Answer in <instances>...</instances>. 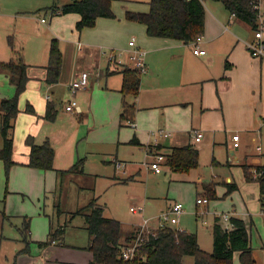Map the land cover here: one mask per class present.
<instances>
[{
	"label": "crops",
	"instance_id": "0c3cea01",
	"mask_svg": "<svg viewBox=\"0 0 264 264\" xmlns=\"http://www.w3.org/2000/svg\"><path fill=\"white\" fill-rule=\"evenodd\" d=\"M130 1L126 11L150 10L151 0ZM66 2L54 4L62 5ZM47 11L49 18L41 17L37 23L43 25L39 27L42 42L34 54H24L29 64L30 79L19 98L20 111L13 132L15 163L8 179L3 171L5 164L0 160V195L3 193L6 198V205L0 206V240L10 239L9 242H12V264H91L94 255L87 247L90 238L86 245L66 243L63 236L40 245L41 241L48 239L50 230L44 236L35 231V227L29 229V251L20 252L26 246L20 227L24 216L28 215L25 211L18 212L21 216L20 223L16 225L19 234L15 232L12 236L6 235V219L10 220L15 211L9 206V196H30L34 207L28 213L39 216L41 211L45 212L43 207L49 198H55V207V200L62 192L58 170L70 168L80 158H86L88 162V157L93 154L102 156L108 162L103 163L102 174L110 179L109 184L129 185L137 182L144 171L143 161L139 159L143 150L146 157L151 156L150 149L158 144L164 149L161 153L165 155L170 154L173 147L190 144L198 149L200 158H211V165L219 171L210 177L198 171L195 175L197 188L206 196L203 185L214 182L219 196L216 199L238 193L240 206L233 202L231 210L217 211L210 231L212 233L216 221L231 228L229 219L220 214L243 218L250 230L256 264H264V203L261 201L260 184L257 180H246L242 166L244 163L252 165V172L257 166H264V58L252 56L247 48V42L255 38L254 28L234 16L225 5L206 7L205 31L198 42L206 53L195 54L194 42L150 36L146 25L128 20L126 12H114V18L99 17L95 26L79 31L76 27L79 13L53 15L51 9L48 8L45 13ZM53 37L63 40L64 60L59 81L48 83L45 80L46 65ZM132 38L146 51L147 63V70L142 72L139 94L128 97V102L134 103L136 107L133 121L121 118L124 94L123 74L119 71L124 65L116 66V72H111L114 67L107 69L111 64L109 52L116 50H125V58L121 59L126 65L134 66L129 58V41ZM13 57L15 53L11 47L0 46V60L7 61ZM83 71L89 72V84L76 93L79 110H67L65 106L70 98V83ZM15 92L16 85L10 76L0 72V102ZM49 101L55 102L58 109L52 121L45 118ZM27 102L34 105L36 113L25 110ZM158 129H164L169 135H155ZM195 131L203 133L200 140L196 139ZM236 133L240 134L238 148L234 147L232 138ZM28 135H33L36 143L50 140L55 150L54 169L43 170L28 165L31 150L25 141ZM135 136L138 138L137 143L131 141ZM2 144L0 115V147ZM259 145L262 146L261 150L258 149ZM115 160L124 162V168H117ZM85 166L84 163V169ZM164 166L171 169L168 165ZM195 169L178 171L183 174L178 175L180 179L176 180L193 179ZM118 170L121 171L118 173ZM234 170L240 174L238 181L234 177ZM74 175L69 172L63 177L68 181ZM231 183H236L238 187L228 192ZM220 185L225 186L224 192L219 190ZM130 195L136 196L132 192ZM98 200L104 205L106 215V203L102 202L100 196ZM175 202L181 201L169 199L159 215L161 220L162 214L169 211ZM138 206L141 205L135 207ZM199 213L203 222L208 224L206 212ZM108 217L118 219L112 215ZM67 219L68 216L65 222H68ZM146 219L150 225H154L152 219L145 215L131 222L119 220L124 229L130 231L142 226ZM169 220L173 224L180 221L178 215L171 214L168 220L163 219L158 225L170 223ZM52 224L50 218V229ZM173 224L171 226L180 228ZM198 241L203 249L212 251L213 243L210 249L201 244L199 237ZM236 254L239 255L238 252ZM236 264L242 263L237 261Z\"/></svg>",
	"mask_w": 264,
	"mask_h": 264
},
{
	"label": "trees",
	"instance_id": "16d2710c",
	"mask_svg": "<svg viewBox=\"0 0 264 264\" xmlns=\"http://www.w3.org/2000/svg\"><path fill=\"white\" fill-rule=\"evenodd\" d=\"M216 1H221L232 14L235 13L237 18L249 23L254 29L257 27V12L252 8L250 0ZM49 9H51L53 15L79 13L80 19L76 25L79 31L86 27L95 26L99 17H115L112 0H70L62 5L53 4ZM126 17L129 20L144 23L150 36L168 37L189 43L196 41L204 34L206 7L204 0H151L149 11H127ZM9 42L14 50L15 57L7 61L0 60V72H6L10 76V80L16 85L15 94L3 98L0 102L1 134L3 137V144L0 147V160L5 164L7 175H9L12 165L15 163L13 160V132L15 120L20 111L19 98L26 90L30 79L28 75L29 64L25 61L23 52L14 48L11 38ZM63 58L61 41L58 37H53L50 42L49 59L46 65V82L56 83L59 81ZM123 65L124 67L119 71L123 74L122 91L124 94L121 118L133 121L136 107L134 103L128 102V97H136L139 94L142 72L135 66ZM111 67H114L111 72L118 71L113 63L107 69L110 70ZM25 110L29 113H36L34 105L30 102H27ZM57 113L56 103L49 101L45 118L52 121L56 118ZM25 141L31 149L29 166L43 170L55 168V150L49 139L42 143H36L34 136L28 135ZM131 141L137 143L138 138L135 136ZM84 163L85 158H80L70 168L59 169L60 182L61 176L63 177L69 172H83ZM162 164L170 166L175 171H189L199 166L200 153L198 149L190 144L176 146L172 148L170 154L166 155ZM242 166L246 180H257L259 182L261 201L264 203V166L256 167L262 171L258 176H254L252 165L244 163ZM228 186V192L238 187L236 183H231ZM203 187L209 199L219 198L214 182L205 183ZM59 188H61V183ZM57 211L58 214L65 213L69 215V220L77 215L85 217L86 227L90 235L87 247L94 255L91 264H187L184 260L186 256H193L194 264H233L236 252L239 253L242 264H256L250 230L246 221L237 215L231 214L229 217L231 228H227L217 221L214 223L212 228V251H207L200 246L196 232L164 224L152 233H146L140 246V252L144 253V258L124 260L120 255L121 246L133 242L139 227L126 231L119 219L104 214V205L98 202V197H91L85 205L74 211H64L61 208H58ZM30 221L31 218L25 215L20 231L26 246L20 252L29 251ZM66 225L67 222L64 225L59 224L57 227L52 224L48 239L41 241L40 245H46L61 237Z\"/></svg>",
	"mask_w": 264,
	"mask_h": 264
},
{
	"label": "rangeland",
	"instance_id": "374dc122",
	"mask_svg": "<svg viewBox=\"0 0 264 264\" xmlns=\"http://www.w3.org/2000/svg\"><path fill=\"white\" fill-rule=\"evenodd\" d=\"M65 1L68 2L70 0H0V46L11 47L9 42L11 38L16 50H21L23 54H34L37 46L42 42V35L39 32V27H43V25L39 24V26L37 24L39 23L38 19L41 17L49 18V11L45 13V10H48L51 4L53 5L54 2L62 3ZM130 2V0H112V9L117 14L123 12L127 13L126 5ZM204 4L207 8L211 5L224 6L221 1L216 0H204ZM62 43L63 40L61 41V45ZM111 52H115L118 55L120 52H123V59L125 58V50L110 51L109 55ZM162 150H164L162 146L159 144L155 145L150 149V155L154 157L156 154L162 152ZM151 156L147 155L146 157L144 150L140 155L139 159L143 161L144 171L138 180H136L137 182H131L129 185H111L109 184L110 179H106L102 174L104 168L103 163L105 164L108 162H105L103 160L104 158L100 155H90L88 157V162L85 158L86 166L83 172L74 171L73 173L75 175L68 181L63 177L60 182L61 188L63 189L55 200V207L53 205V200L55 198H49V202L43 207L45 208V212L41 211V215L39 216H32L31 213H28V211H32L34 207L33 200L30 196L25 194H12L11 197L9 196L8 201L10 208L15 211L12 212L13 216L10 220L6 219L4 233L12 236L15 232H19L16 225L20 223L21 216L18 212L25 211V214L31 217V230L35 227V231L40 235H48L50 230V218H52L55 227L65 223L66 216L70 219V216L65 215V213L58 215V208L64 211L76 210L78 207L85 205L88 200L94 196H100L102 202L106 203L107 216L112 215L120 220L131 222L141 219V217L145 215V217H150L152 219L151 223L156 225H150V228L154 230L160 226L158 224L164 219L162 217L163 214L161 216L162 220L159 218L161 210L166 208L169 199H176L183 203L184 210L178 214L180 219L178 223L173 224L170 220L169 222L182 229L196 231L201 244L211 249L213 237L210 231V225L214 222L215 213L219 210H231L233 202H235L237 206H240L239 194L234 193L222 199H210L208 205L198 204L196 201L197 197H202L205 194H203L202 190L197 188L195 183L196 173L202 171L205 176L210 177L212 173L219 171L211 165V158H200L198 168L196 167V169L193 170V179L189 181H177L176 179H180L177 178L179 177L178 175L183 174L182 172L172 171L163 164L160 173H156L153 169L149 168V162L154 159ZM164 161L163 159L162 163ZM3 171L8 179L11 171L9 175H7L5 167ZM119 171L121 170H118V173ZM238 175L240 176V174L234 170V177L237 181L239 179ZM224 187V185H220L219 190L224 192ZM131 192L136 196H131ZM4 196L5 194L3 193L0 195V206L2 207L6 205V198ZM132 205H141L140 207H142V210L140 212H133L130 209ZM199 212H206L205 216H207L209 220L208 224L203 222V218L198 215L201 214ZM69 219L67 222L69 223L68 228L62 234L66 243L86 245L90 235L86 227L85 217L83 215H77L73 219ZM1 233L2 230L0 229V236ZM9 240L10 239L0 240V262L3 264H12L14 260L12 242H9ZM184 260L187 264H194L193 256H186ZM237 261H240L238 254L234 256L233 264H236Z\"/></svg>",
	"mask_w": 264,
	"mask_h": 264
},
{
	"label": "built area",
	"instance_id": "2783aa9c",
	"mask_svg": "<svg viewBox=\"0 0 264 264\" xmlns=\"http://www.w3.org/2000/svg\"><path fill=\"white\" fill-rule=\"evenodd\" d=\"M252 3V8L257 12L258 16V25L254 29L255 38L249 42H247V48L252 56L257 58H264V0H250ZM235 16V13H233ZM45 21V19H43ZM201 37H199L196 41H194L195 47H194V53L195 54H204L206 53V50L201 48L199 45V40ZM129 46L131 47V52L129 53V58L134 63V66L141 72H144L147 70L145 55L146 51L138 46L136 44L135 38H132L129 41ZM121 58H123V52H120L119 55L115 52L110 53V61L115 66L123 65L125 64V61H123ZM89 84V72L83 71L81 74L76 77L74 80L71 81L69 86L70 91V98L67 101V104L65 108L70 111H78L79 110V104L78 100L76 98V93L78 90L82 88L88 87ZM155 135L159 136H168L169 132L165 131L164 129H158L154 132ZM194 135L197 140H200L203 136V133L200 131H195ZM232 138L234 140V147L238 148L240 146V134L236 133L232 135ZM258 149L261 150L262 146L259 145ZM152 159V161L149 162V166L154 169L156 172H160L162 170V161L165 160L166 155L163 153L156 154ZM115 165L117 168H124L125 163L120 160H115ZM262 171L258 170L257 168L253 169V173L255 176H258L261 174ZM210 199L207 196H202L197 198L198 204H206L209 203ZM132 211H141L142 207H131ZM184 210V206L181 202H175L169 211H166L163 213L164 219H169L171 214H180ZM221 217L229 219L230 214H220ZM155 230V229H154ZM150 228V224L148 220L146 219L142 226L139 227L138 233L136 237L134 238L133 242L128 245L121 246V257L124 260H133L135 258H144V253L140 252V246L142 245L146 233H152L154 231ZM55 241V240H54Z\"/></svg>",
	"mask_w": 264,
	"mask_h": 264
}]
</instances>
